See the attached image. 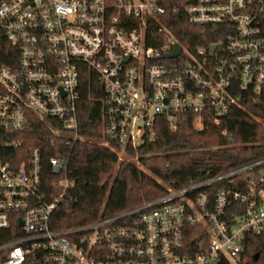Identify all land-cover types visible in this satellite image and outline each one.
<instances>
[{
  "label": "built area",
  "instance_id": "1",
  "mask_svg": "<svg viewBox=\"0 0 264 264\" xmlns=\"http://www.w3.org/2000/svg\"><path fill=\"white\" fill-rule=\"evenodd\" d=\"M184 16L218 38L184 44L161 0H0V46L12 52L0 63V264H262L264 156L88 225L51 226L75 185L68 149L85 141L86 69L106 94L103 144L125 151L153 139L160 117L173 130L186 114L220 125L261 92L264 0H185ZM36 118L52 135L48 166L24 137Z\"/></svg>",
  "mask_w": 264,
  "mask_h": 264
},
{
  "label": "trees",
  "instance_id": "2",
  "mask_svg": "<svg viewBox=\"0 0 264 264\" xmlns=\"http://www.w3.org/2000/svg\"><path fill=\"white\" fill-rule=\"evenodd\" d=\"M161 2L167 6L168 23L175 37L184 44L196 46L218 38L211 29L202 32L200 27L187 22L185 0ZM260 28L264 37V19ZM9 51L5 44L0 46V63H12ZM105 95L97 74L86 69L78 111L85 141L75 142L68 149L70 159L65 172L75 185L56 210L51 222L53 229L88 225L103 214L114 215L164 195L165 186L179 188L207 172L219 174L264 156V86L258 94L244 93L243 107H233L220 125L205 116L203 127L197 128L196 116L186 114L179 118L178 127L173 130L168 119L160 117L154 138L137 148H127L128 158L122 160L115 143L102 144L106 141ZM46 126L36 118L24 137L29 146L43 148L47 165L56 151H47L52 135ZM223 129H227V136L222 134ZM47 173L53 178L49 169ZM8 238H0V243ZM253 249L259 251L264 264V240L259 239Z\"/></svg>",
  "mask_w": 264,
  "mask_h": 264
},
{
  "label": "water",
  "instance_id": "3",
  "mask_svg": "<svg viewBox=\"0 0 264 264\" xmlns=\"http://www.w3.org/2000/svg\"><path fill=\"white\" fill-rule=\"evenodd\" d=\"M180 54H181V46L180 45H177L176 50L173 53L168 54L166 57L167 58H173V57H177ZM258 257H259V253H256L255 254V259H258Z\"/></svg>",
  "mask_w": 264,
  "mask_h": 264
},
{
  "label": "rangeland",
  "instance_id": "4",
  "mask_svg": "<svg viewBox=\"0 0 264 264\" xmlns=\"http://www.w3.org/2000/svg\"><path fill=\"white\" fill-rule=\"evenodd\" d=\"M106 143V142H105ZM103 144V143H102ZM110 145V144H109ZM108 145V146H109ZM119 148V147H118ZM127 152L125 151V150H121L120 148H119V156H120V160H122V159H126V158H128L127 156ZM132 159H133V161H136L137 162V159L136 158H133V157H131ZM130 159V158H129ZM141 168H142V166H141ZM166 187V186H165Z\"/></svg>",
  "mask_w": 264,
  "mask_h": 264
}]
</instances>
